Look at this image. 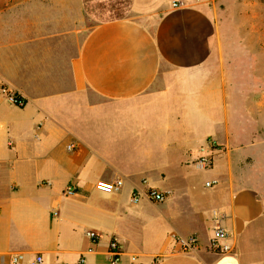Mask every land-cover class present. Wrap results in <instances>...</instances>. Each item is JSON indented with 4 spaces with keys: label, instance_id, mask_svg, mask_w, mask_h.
<instances>
[{
    "label": "crops",
    "instance_id": "crops-1",
    "mask_svg": "<svg viewBox=\"0 0 264 264\" xmlns=\"http://www.w3.org/2000/svg\"><path fill=\"white\" fill-rule=\"evenodd\" d=\"M110 2L0 0V88L26 101L0 93V264H110L112 238L120 264H264V197L241 171L264 146V2L130 0L90 26ZM150 188L167 200L132 202Z\"/></svg>",
    "mask_w": 264,
    "mask_h": 264
},
{
    "label": "built area",
    "instance_id": "built-area-1",
    "mask_svg": "<svg viewBox=\"0 0 264 264\" xmlns=\"http://www.w3.org/2000/svg\"><path fill=\"white\" fill-rule=\"evenodd\" d=\"M173 7H178L180 3L173 2ZM0 93L6 98L7 102L13 106L23 108L26 105V101L16 92L12 91L6 86H2L0 88ZM70 149L73 148L71 145ZM220 147L216 145L213 140H209L206 147L201 149V152L204 151V154L199 157L197 163L202 165L204 169H210L213 165L214 161V153L219 150ZM124 186V182L121 179L116 181H99L96 184V189L104 194H113L119 192ZM207 187H212L211 183L206 185ZM67 196L74 195V189L72 187H68L65 191ZM145 196L149 201L154 203H163L167 200V195L163 192L158 191L157 189L150 188L144 194L133 193L132 194V202L137 204L141 197ZM88 236L91 239L92 243H97L99 239L98 233L95 231L88 232ZM229 237L227 231L221 227L217 226L213 231V237L210 241V248L218 252L219 254H227L230 253V247L225 244V241ZM173 241L179 245L182 251H192L198 245V239L195 236H190L187 238H182L178 236H172ZM109 254V262L110 264H120V256L121 251L118 244V241L114 238L111 239L108 249ZM43 257L41 255H36L32 261H29L25 258L24 255L15 254L9 257L8 264H43Z\"/></svg>",
    "mask_w": 264,
    "mask_h": 264
},
{
    "label": "rangeland",
    "instance_id": "rangeland-1",
    "mask_svg": "<svg viewBox=\"0 0 264 264\" xmlns=\"http://www.w3.org/2000/svg\"><path fill=\"white\" fill-rule=\"evenodd\" d=\"M112 1L113 2H110L107 6L105 4L104 10L100 12V14L102 13L103 15H99L98 18H95V12L92 13L93 16L88 18V23L90 26L98 22L130 16L128 12L130 0ZM260 1L264 2V0ZM111 9L113 12L110 13ZM257 71L260 76L264 75V61H258ZM244 152L247 160L242 163L241 167L243 181L244 183H247L248 185L258 189L261 195L264 197V146L245 147Z\"/></svg>",
    "mask_w": 264,
    "mask_h": 264
}]
</instances>
